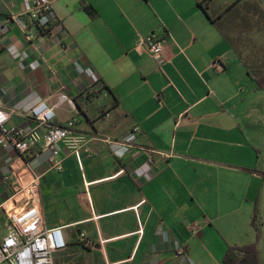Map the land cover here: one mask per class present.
I'll list each match as a JSON object with an SVG mask.
<instances>
[{"label":"crops","instance_id":"0c3cea01","mask_svg":"<svg viewBox=\"0 0 264 264\" xmlns=\"http://www.w3.org/2000/svg\"><path fill=\"white\" fill-rule=\"evenodd\" d=\"M52 1L35 21L26 0H0V99L10 125L27 131L36 127L28 113L46 101L54 125L76 121L90 150L61 146L56 169L49 151L0 146V239L28 160L47 226L65 227L55 264H225L229 247L255 243L264 153L253 130L264 112L255 113L257 89L224 19L211 21L223 13H212L215 0L208 14L202 0ZM153 31L166 38L162 67L138 49ZM134 128L131 145L104 142ZM152 150L153 169L138 178Z\"/></svg>","mask_w":264,"mask_h":264},{"label":"built area","instance_id":"2783aa9c","mask_svg":"<svg viewBox=\"0 0 264 264\" xmlns=\"http://www.w3.org/2000/svg\"><path fill=\"white\" fill-rule=\"evenodd\" d=\"M26 11L34 10L49 12L53 8L52 0H38L32 6L26 0ZM32 18L39 20L38 13H32ZM165 42L163 33L153 31L141 39L138 49H144L150 58L162 67L165 63ZM95 84L99 78L91 68L86 69ZM66 98V96H63ZM28 115L36 122V127L27 131L21 127L10 125L12 113L9 112L3 99H0V146L4 149H12L26 155L33 150L49 151L50 161L54 168H62L61 146H65L71 153L89 152L90 139L76 131V121L68 122L64 127L54 125L56 118L55 108L50 107L46 101L35 105ZM40 128H45L41 133ZM139 129L134 128L126 138L121 141L105 139L109 144L131 145L137 140ZM150 151L147 161L137 168L134 173L138 178L148 175L154 164V157ZM25 182L13 195V207L7 211V224L5 237L0 239V264H55L54 255L67 249L68 243L64 233V226H47L43 213V199L41 191V177L36 175L30 161L25 160ZM21 175L19 174V177ZM11 180V176L5 177ZM198 228H193V233H198ZM90 245V241L85 242ZM175 251L182 255L185 249L180 242L175 243Z\"/></svg>","mask_w":264,"mask_h":264},{"label":"rangeland","instance_id":"374dc122","mask_svg":"<svg viewBox=\"0 0 264 264\" xmlns=\"http://www.w3.org/2000/svg\"><path fill=\"white\" fill-rule=\"evenodd\" d=\"M237 0H215L211 3L212 13L225 12L235 4ZM227 21H232L229 27ZM234 21V22H233ZM222 28L230 36L231 43L252 72L260 73L264 70V0H242L241 4L234 7L221 23ZM231 26V25H230ZM254 83L255 113L264 112V92L258 90L255 80L248 79V83ZM258 112V113H259ZM253 130L254 145L260 146L264 153V118L258 122ZM262 199V198H261ZM262 218L264 216V189L263 199L259 202ZM264 220V219H263ZM264 237V235H263ZM263 251H264V238ZM262 241V240H261Z\"/></svg>","mask_w":264,"mask_h":264},{"label":"trees","instance_id":"16d2710c","mask_svg":"<svg viewBox=\"0 0 264 264\" xmlns=\"http://www.w3.org/2000/svg\"><path fill=\"white\" fill-rule=\"evenodd\" d=\"M212 1L213 0L199 1L200 6L205 10L207 14H208L207 11L208 4H210ZM241 2L242 0H237L234 5L228 8L225 12L221 13V15H219L217 18L210 17L211 21L217 27H219L218 20L224 19L229 13H231L233 8L240 5ZM90 12L94 14L95 11L92 10ZM227 23L228 25L230 24L229 21H227ZM225 38H227L228 41H231L228 35H225ZM248 71L251 78H253L256 81L258 85V90L264 92V70L261 71L260 73L252 72L250 69ZM259 202H260L259 200L255 202L254 215L252 219V226L255 229L257 235V241L253 244L244 247H229L224 257L225 264H262L259 245L264 235V220L261 215Z\"/></svg>","mask_w":264,"mask_h":264}]
</instances>
